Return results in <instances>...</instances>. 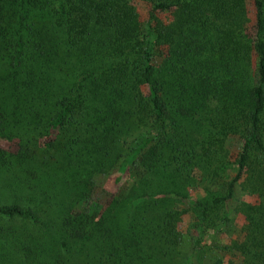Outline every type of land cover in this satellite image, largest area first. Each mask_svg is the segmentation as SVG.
Masks as SVG:
<instances>
[{
  "label": "trees",
  "instance_id": "16d2710c",
  "mask_svg": "<svg viewBox=\"0 0 264 264\" xmlns=\"http://www.w3.org/2000/svg\"><path fill=\"white\" fill-rule=\"evenodd\" d=\"M253 5L251 39L246 0H0V136L23 144L0 154V264H155L187 213L166 196L186 197L196 175L219 184L192 206L199 236L229 221L237 185L257 197L219 251L264 264V0ZM128 151L143 173L125 198L80 212L77 196ZM141 231L167 247L143 253Z\"/></svg>",
  "mask_w": 264,
  "mask_h": 264
},
{
  "label": "rangeland",
  "instance_id": "374dc122",
  "mask_svg": "<svg viewBox=\"0 0 264 264\" xmlns=\"http://www.w3.org/2000/svg\"><path fill=\"white\" fill-rule=\"evenodd\" d=\"M135 5L139 11L140 16L145 21L149 13V5L143 1H135ZM247 12L249 16V23L246 25V33L249 38L254 37L255 25V8L253 0H246ZM158 20L168 22L170 20V10H159L156 12ZM254 59V54H253ZM55 136V131L52 132ZM22 141L18 139H9L0 136V154L7 153L15 155L22 146ZM226 146L230 152V160L232 161L240 147V139L237 136H230L226 141ZM125 155L114 165L112 169L103 174H98L93 177L95 181V190L88 198H80L77 196V209L87 215L93 213L102 214L108 208L110 200L116 194H120L121 198H125L127 190L134 185L138 176L143 173V169L131 157V151L124 152ZM123 153V154H124ZM234 166H228V173L230 176L234 172ZM58 172H61L60 170ZM196 175L194 180H190L191 184L186 187V197L167 195L166 200L168 206L177 208L179 210L186 209L187 213L183 215L181 222L178 225L180 231V246L172 250V246L168 247L167 255L163 257L158 253L155 264H185L186 256L192 248L196 247L197 251L194 256L195 264H239L238 257L234 253H224L219 251L222 243L226 244L233 239L235 235L241 236L242 229L246 228V221L241 213H237L236 207L241 202L255 203L257 197L245 192L241 185H237L234 197L226 203V213L229 218L228 222L220 224L215 231L210 234L199 236L197 231L192 227L194 222V213L192 206L198 201L207 196V189L216 191L219 189V184L214 185L209 182H201ZM206 189V190H205ZM141 198H133L129 202V206L137 205ZM153 216V212L148 213ZM141 249L143 253L149 254L163 244L162 249L167 247L166 244L157 240L153 233L140 232ZM200 239L197 245L196 240ZM228 243V242H227ZM154 247V249H151ZM193 259V258H192Z\"/></svg>",
  "mask_w": 264,
  "mask_h": 264
}]
</instances>
